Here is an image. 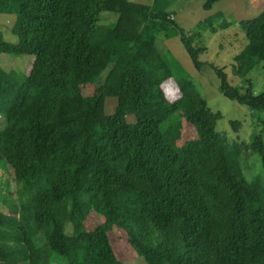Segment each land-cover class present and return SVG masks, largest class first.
<instances>
[{
  "label": "trees",
  "instance_id": "16d2710c",
  "mask_svg": "<svg viewBox=\"0 0 264 264\" xmlns=\"http://www.w3.org/2000/svg\"><path fill=\"white\" fill-rule=\"evenodd\" d=\"M168 1L0 0V15L15 17L14 38L0 32V56L33 58L28 74L0 67V173L10 175L0 174L10 214L0 210V227L5 217L15 225L0 238V261L35 264L41 238L62 264H123L109 237L115 228L146 264H264V178L249 180L240 166L250 150L264 172L263 135L241 144L217 132L221 114L161 48L157 34L178 36L193 68L203 66L206 48L169 19ZM201 1L208 12L220 0ZM105 13L116 16L111 28L99 23ZM237 26L247 43L232 74L245 78L264 61V11ZM102 60L111 66L98 92L80 95ZM209 66L223 97L264 111V92L241 93ZM167 80L179 93L173 102ZM182 120L197 148L177 146ZM94 207L102 223L89 231Z\"/></svg>",
  "mask_w": 264,
  "mask_h": 264
},
{
  "label": "rangeland",
  "instance_id": "374dc122",
  "mask_svg": "<svg viewBox=\"0 0 264 264\" xmlns=\"http://www.w3.org/2000/svg\"><path fill=\"white\" fill-rule=\"evenodd\" d=\"M151 3L152 0L150 1V4ZM168 3V13H175L178 17L187 13V24L181 21L178 22L182 28L185 27V30L188 28L187 25L191 26L197 21L193 26L198 31L196 43L206 48V52L199 56V61L203 63L201 69L196 71L193 68L191 61L187 57L179 41L175 42L178 49L182 50V55L172 51H170L169 54L193 80L196 88L207 101L210 110L214 113L218 112L221 114L222 117L218 121L216 127L217 132L222 134L230 143L248 144L251 142L252 136L257 134H262L264 140V111H254L223 97L218 87L219 80L209 66L213 65L222 70L227 76V81L230 86L241 93H245L249 87H251V91L254 95H260L264 92V61L260 62L245 78H238L232 74V59L247 43L245 34L238 28L237 22L240 20L252 19L264 11V0H220L213 5L212 9L208 12L202 10L203 1L201 0H169ZM218 12L222 15L219 18L220 21L216 20L211 27L207 24L199 25V22H203L206 18H210L216 13L218 14ZM190 13H192V15ZM14 20L15 17L13 15H0V32H2L5 37L14 38L9 32ZM112 21L116 22V16L114 14L105 13L100 18L99 23L103 25V23H112ZM223 22L228 25L225 28H220V24ZM161 48L167 51L164 47L161 46ZM32 65V57L15 55L0 56V67L4 71L14 70L23 74H28ZM110 66V63H107V61H100L98 66H96V69L99 71L98 75L95 73L96 69L93 70L90 76L91 83L82 87L79 90V94L90 96L97 93L99 89L98 84L96 85L98 77H100V85ZM162 89L169 102L178 99L179 93L172 80L164 82ZM113 104L114 100L106 101V114L111 113L110 107ZM126 120L128 123L134 122L132 116H127ZM230 122H238L239 126L237 129L234 130V128L230 126ZM0 125H2L1 118ZM196 142L197 138L193 128L182 120L181 135L180 139L177 141V146L186 147L188 144H194L197 148ZM246 153V157H243L240 161V166L247 179L251 180L255 177L263 179L264 172L259 156L250 150H247ZM1 175L6 178L10 176L8 173ZM8 190L10 192L14 191L12 183L9 185ZM18 198L19 194H17V199ZM93 204L95 205L94 202ZM0 210L7 216H10L7 209L1 205ZM100 223H102V217L99 215L97 208L94 207L86 219V229L89 231L93 230L96 225ZM14 228V219L5 217L0 227V238L4 239L14 233ZM109 237L117 258L123 264H146L129 246V237L125 231L113 228L109 231ZM38 241L39 247L35 264H62L58 257L48 251L41 238H39ZM0 264H12V262L8 260L4 261L3 259L0 261Z\"/></svg>",
  "mask_w": 264,
  "mask_h": 264
},
{
  "label": "crops",
  "instance_id": "0c3cea01",
  "mask_svg": "<svg viewBox=\"0 0 264 264\" xmlns=\"http://www.w3.org/2000/svg\"><path fill=\"white\" fill-rule=\"evenodd\" d=\"M150 1L151 0H128V2H130V3H135V4H141V5H146V6H151L153 3H154V0H152V3L150 4ZM196 1H198V0H196ZM218 13H220V12H218ZM191 15H192V13H190ZM169 15L170 16H173V20L175 21V22H182V23H184V24H187V13L185 14V15H181L180 17H178V15H176L175 13H169ZM215 15V14H214ZM213 15V16H214ZM213 16H211L210 18H212V22L215 20V19H217V18H213ZM102 17V16H101ZM210 18H206L205 20H210ZM204 20V21H205ZM203 21V22H204ZM216 21V20H215ZM203 22H199V25L201 26L202 24H204ZM211 22V21H210ZM197 23V21L196 22H194L193 23V25H191V26H188L187 25V29L186 30H188L189 32H191L192 34H194V37L195 38H197V29L195 28V27H193L194 26V24H196ZM114 24H115V22L114 21H112V23H110V22H107V24H105V23H103V25L104 26H106V27H109V28H111V27H113L114 26ZM199 28V27H198ZM184 29H185V27H184ZM212 30V29H211ZM157 37H158V39H160V41H161V43H162V47H164L165 49H167V51L170 53V51H172V52H176V53H178L179 55H182V50L181 49H178V47H177V44H176V42L175 41H179L180 42V40H179V37L178 36H172V35H170V36H166L165 34H163V33H159V34H157ZM185 51V50H184ZM186 53V52H185ZM187 55V54H186ZM188 57V56H187ZM189 58V57H188ZM190 60V59H189ZM218 87H219V85H218ZM207 102V101H206Z\"/></svg>",
  "mask_w": 264,
  "mask_h": 264
},
{
  "label": "built area",
  "instance_id": "2783aa9c",
  "mask_svg": "<svg viewBox=\"0 0 264 264\" xmlns=\"http://www.w3.org/2000/svg\"><path fill=\"white\" fill-rule=\"evenodd\" d=\"M169 19H170V20H173L174 18H173V16H170Z\"/></svg>",
  "mask_w": 264,
  "mask_h": 264
}]
</instances>
